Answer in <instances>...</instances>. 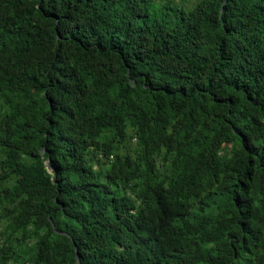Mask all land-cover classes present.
<instances>
[{
  "label": "trees",
  "instance_id": "obj_1",
  "mask_svg": "<svg viewBox=\"0 0 264 264\" xmlns=\"http://www.w3.org/2000/svg\"><path fill=\"white\" fill-rule=\"evenodd\" d=\"M0 264H264V0H0Z\"/></svg>",
  "mask_w": 264,
  "mask_h": 264
},
{
  "label": "rangeland",
  "instance_id": "obj_2",
  "mask_svg": "<svg viewBox=\"0 0 264 264\" xmlns=\"http://www.w3.org/2000/svg\"><path fill=\"white\" fill-rule=\"evenodd\" d=\"M179 1H182V0H179ZM195 0H186L187 4H190L192 2H194Z\"/></svg>",
  "mask_w": 264,
  "mask_h": 264
}]
</instances>
